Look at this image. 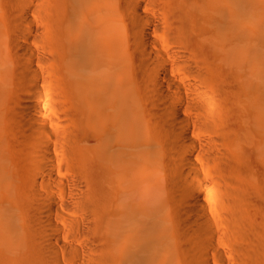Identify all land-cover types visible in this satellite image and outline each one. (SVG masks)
Here are the masks:
<instances>
[{"label": "bare ground", "instance_id": "1", "mask_svg": "<svg viewBox=\"0 0 264 264\" xmlns=\"http://www.w3.org/2000/svg\"><path fill=\"white\" fill-rule=\"evenodd\" d=\"M0 264H264V0H0Z\"/></svg>", "mask_w": 264, "mask_h": 264}]
</instances>
